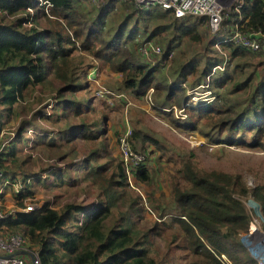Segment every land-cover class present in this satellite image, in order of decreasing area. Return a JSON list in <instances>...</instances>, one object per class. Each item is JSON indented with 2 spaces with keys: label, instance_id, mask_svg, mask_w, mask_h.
<instances>
[{
  "label": "trees",
  "instance_id": "1",
  "mask_svg": "<svg viewBox=\"0 0 264 264\" xmlns=\"http://www.w3.org/2000/svg\"><path fill=\"white\" fill-rule=\"evenodd\" d=\"M19 14L23 17L7 20ZM241 15L245 31L264 34V0H245ZM234 17L231 12L222 30L210 36L206 18L178 19L156 6L139 8L134 0H0V130L18 126L0 152V189L5 180L23 186L18 193L4 188L0 202L9 195L20 207L39 204L37 186L60 184L89 195L60 208L43 202L33 212L16 213L2 223L0 235H21L42 264H181L186 256L189 264H220V255L233 264H256L238 236L248 230L242 199L252 197L264 217V179L248 188L238 172L197 168L186 151L168 176V195L160 186L155 194L149 166L157 141L132 130L131 149L144 161L127 172L118 140L129 126L122 124L109 152L106 117L95 102L103 88L91 92V82L106 69L117 77L116 95L104 90L106 103L113 105L115 98L127 105L125 93L146 105L150 92L151 110L169 128L199 134L205 146L264 153V78L255 76L256 68L264 70V46L253 52L223 45L225 57L213 48L214 41L229 35ZM147 45L152 48L145 57L140 49ZM194 46L207 53L186 56ZM171 55L173 64L164 71ZM208 77L204 91L213 100L194 104L186 88L205 86ZM172 107L183 109L184 118L168 111ZM91 115L100 118L90 122ZM201 124L204 130L198 129ZM29 130L36 131L32 149L47 157L45 168L14 171ZM166 230L177 234L170 238Z\"/></svg>",
  "mask_w": 264,
  "mask_h": 264
},
{
  "label": "rangeland",
  "instance_id": "2",
  "mask_svg": "<svg viewBox=\"0 0 264 264\" xmlns=\"http://www.w3.org/2000/svg\"><path fill=\"white\" fill-rule=\"evenodd\" d=\"M20 17H23L22 14L16 15L14 17H7V20L11 21ZM185 53L186 56H188L189 54L193 55L207 52L200 46H194L191 53H189L188 51H185ZM172 57L173 55H171V58L167 59L168 64L164 66V71H167L168 68L172 66ZM92 74L93 72L91 73V75ZM91 75L89 77L90 81L92 80ZM255 76L259 79L264 78V70H262L261 68H256ZM116 78L117 77H115L113 73H110L106 69H102V72L98 76V78L95 79L94 82H91V92L93 95L95 94V91L98 87L103 88L98 92L97 95L95 94L97 96L95 102L97 104V107L99 106L100 108L99 113H102V115L106 117L104 121L106 124V133L108 132L105 135L107 150L109 152L114 151L113 148L116 136L117 134L119 135L123 132V129L126 125L130 127L131 132L137 130L138 132H144V137H146L144 134L150 137H154V139L157 141L158 146L154 147L155 152L153 153L156 158H152V165L149 166V169L151 174L150 182L154 184L153 190L155 191V194H158L159 187L157 186H160L162 190L168 195V176L175 173L178 168L177 160L179 161V155H183L186 151L192 152L193 157L191 160L192 162H194L197 168H201L204 170L224 171L228 173L238 172L243 176V179L248 188H253L256 180L264 179V153L259 150L235 146L229 148L224 146H205V139L199 134L190 135L191 133L189 132H181L178 129L169 128L167 126V121L162 119V115L156 113L155 110H151L152 108L148 109V107L144 105L143 101L135 100L130 95H127L125 93L123 94L127 97L129 102L127 105H124L122 102L118 101V99L115 98H113L112 101L113 105L106 103L104 100L106 96L102 98L103 94L105 93L104 90L108 92H114L113 94L116 95L114 91L116 89V86L114 87V84H116ZM205 88L207 87H205L204 85L199 86L195 89H190L187 87L186 94L190 96L194 104L198 103L202 98H205L207 102H211L213 100V97L208 91H204ZM209 97L211 101H209ZM53 105V101L51 100L50 106H47L45 111L50 112L51 109L49 108H51ZM38 109V107H35L28 116H31L32 112L34 113ZM168 111L171 110L169 109ZM25 116H23L21 119H23ZM28 116L26 118H28ZM99 118V116L91 115L90 122L97 121L99 120ZM122 124H125V126L123 127ZM41 125L46 127V129L53 128L51 125H47L43 122L41 123ZM203 127V124H201L198 129L201 130ZM17 128V124H14V127H9L6 132L9 131L8 133H15L16 137ZM33 133H36V131L31 130L26 134V139H29V142L23 141L21 146L25 154H19L16 164L17 167L13 168L14 171H19L22 173L23 171H25L26 173H30L33 170H37V168H40L41 170L45 168L47 157L38 156V151L32 149L31 141L34 137ZM16 143L20 144L18 140L16 141ZM154 148L151 147L148 150L151 151L154 150ZM63 151H65V148L63 149ZM60 153L61 151L58 152V154ZM66 153L68 154L67 150ZM71 155L73 154L71 153L70 156L65 159V163L68 166H71V163L74 160L72 159ZM189 156L190 155H186L184 156V158H189ZM77 188L78 187H71L66 184H60L53 189L46 186H37L35 194H37L36 202H39V204H36L40 205L43 202H48L50 206L55 205V208H60L62 204L66 202L78 201L79 199H88V193L84 194L79 188ZM138 190L144 194L150 192L149 187H138ZM59 195H61L62 197H57ZM5 199L6 201L0 202L2 206L14 205V202L12 201V199H10L9 195ZM242 203L249 215L248 230L246 233L239 234L238 239L241 242V245H243L245 252H247V243H244L243 238L256 227L264 232V217H262L259 204L256 203V201H254L252 197H246L245 199H242ZM114 217L115 216H113V218ZM149 218L153 219V216L148 217V219L146 218V220L149 221ZM110 222L111 221L108 222V225L110 224ZM251 224L254 225L253 229L251 227ZM165 232V234L170 238L177 234L174 230H166ZM247 254L250 259L256 262V260L251 257L249 252H247ZM180 262L181 264H189V257H183V259H180Z\"/></svg>",
  "mask_w": 264,
  "mask_h": 264
},
{
  "label": "built area",
  "instance_id": "3",
  "mask_svg": "<svg viewBox=\"0 0 264 264\" xmlns=\"http://www.w3.org/2000/svg\"><path fill=\"white\" fill-rule=\"evenodd\" d=\"M139 8H149L152 6L159 7L165 11H170L175 18L194 17L206 18L208 24V31L210 36H215L222 30L224 20L233 12L235 17L232 20V26L229 35L223 39L214 41L213 48L216 53L226 56L223 50V45L234 44L242 48L249 49L253 52L259 51L264 46V34L259 31H245L242 24L241 11L245 0H134ZM43 3V2H42ZM44 2L43 5H46ZM29 14H33L32 9H28ZM8 17V16H7ZM150 45L144 46L140 49V53L148 57V49ZM156 53H160L159 48H155ZM170 58V57H169ZM209 77L206 80L207 87ZM100 91V90H99ZM96 92V95L98 92ZM146 106L151 108L150 92L148 93ZM50 106V105H49ZM48 106V107H49ZM50 109V108H49ZM170 110L174 111L176 118H184L183 109L177 110L172 107ZM7 129L0 130V152L3 151L15 137V133L6 132ZM29 130L28 132H30ZM34 135V133H33ZM132 132L129 127L126 128L124 134L120 136L119 151L123 160L126 171L128 172L130 165H138L144 161V156L138 155L132 151L128 141ZM3 178V173L0 171V179ZM12 186L13 190L18 193L22 189L20 183L11 184L5 180L0 189V194L4 188ZM40 205L34 202H24L23 205L17 206H2L0 203V229L2 223L9 217L16 213H29L35 211ZM244 243H247L246 249L251 257L256 260L257 264H264V232L259 228L251 230L244 238ZM241 243V242H240ZM243 246V245H242ZM220 264H233L225 255L218 257ZM0 264H42L37 250L30 249L27 246L26 240L18 234L2 236L0 235Z\"/></svg>",
  "mask_w": 264,
  "mask_h": 264
},
{
  "label": "bare ground",
  "instance_id": "4",
  "mask_svg": "<svg viewBox=\"0 0 264 264\" xmlns=\"http://www.w3.org/2000/svg\"><path fill=\"white\" fill-rule=\"evenodd\" d=\"M251 227H252V229H253V228H254V225H252Z\"/></svg>",
  "mask_w": 264,
  "mask_h": 264
},
{
  "label": "crops",
  "instance_id": "5",
  "mask_svg": "<svg viewBox=\"0 0 264 264\" xmlns=\"http://www.w3.org/2000/svg\"><path fill=\"white\" fill-rule=\"evenodd\" d=\"M5 129H8V127H6Z\"/></svg>",
  "mask_w": 264,
  "mask_h": 264
}]
</instances>
